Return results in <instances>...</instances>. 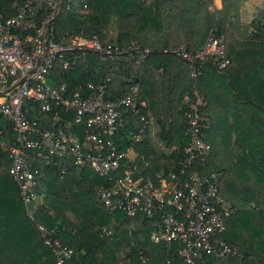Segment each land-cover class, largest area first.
<instances>
[{
    "label": "trees",
    "instance_id": "obj_1",
    "mask_svg": "<svg viewBox=\"0 0 264 264\" xmlns=\"http://www.w3.org/2000/svg\"><path fill=\"white\" fill-rule=\"evenodd\" d=\"M25 0H0V13L7 17L17 12ZM75 1L78 5L74 4ZM65 0L56 18L60 39L67 32L84 31L108 38L113 18L119 19L117 41L129 47L134 40L155 51L139 68L138 80L142 96L148 101L144 113L159 126L158 138L170 152H159L150 141L133 142L142 126L137 116H128L131 126L117 140L120 148L134 147L144 154L149 165L140 163V173L154 177L161 169L169 170L183 156L189 143L186 134L188 103L193 80L191 64L163 47L185 45L198 49L213 28L224 35L230 63L219 69L212 58L200 66L201 89L208 95L204 111L210 112L214 124L203 135L212 141V151L197 166L205 173L223 170L221 193L237 205L230 214L224 236L239 247L237 255L217 260L216 264H264V14L252 21L247 39H238L229 26L235 0ZM115 60L103 61L98 54L81 58L76 65L64 69L58 64L53 78L71 85L100 81L112 75L115 93L128 89L124 73L115 69ZM123 66L122 63H120ZM102 66V69H98ZM28 116L42 126H51L38 102L24 106ZM232 114L236 130L233 147L226 143V131L217 127L223 117ZM215 133H220L221 140ZM228 134V135H229ZM16 132L8 120H0V264H56L52 249L44 243L39 224L57 230L63 243L73 246L75 260L82 264H186L175 247L151 239L154 219L145 213L136 217L121 210L111 211L96 199L95 187L107 180L89 166L80 167L73 156L44 166L45 179L41 191L45 199L27 211L20 190L10 173L8 147L16 140ZM208 264H215L210 258Z\"/></svg>",
    "mask_w": 264,
    "mask_h": 264
},
{
    "label": "built area",
    "instance_id": "obj_2",
    "mask_svg": "<svg viewBox=\"0 0 264 264\" xmlns=\"http://www.w3.org/2000/svg\"><path fill=\"white\" fill-rule=\"evenodd\" d=\"M14 6L15 14L4 17L0 13V120L10 121L17 134L8 147L10 173L29 215L33 217L34 208L45 199L41 191L44 166L54 158L59 163L61 156H73L77 165H89L107 180L95 187L99 203L132 217L138 213L152 217V241L175 247L186 264H208L210 258L216 264L237 255L239 247L224 236L228 218L238 206L220 191L223 170L205 173L197 166L212 151L211 141L203 135L212 118L204 111L207 95L198 81L200 66L208 58L219 69L230 63L224 35L215 27L196 50L185 45L160 49L191 64L193 83L186 95L189 143L169 170L161 169L152 177L140 173L141 162L149 165L145 155L130 156L134 147L122 149L117 140L124 138L132 124L128 116L142 121L137 133L130 130L132 141L146 140L153 118L144 113L148 101L142 96L138 73L155 49L137 40L123 47L117 39L101 40L84 31L67 32L60 39L55 21L61 0H25L20 5L14 1ZM95 53L103 61L115 60L114 67L124 71L122 80L129 83L128 89L116 94L110 74L76 85L52 77L58 64L64 75V69ZM30 100L39 103L51 126L28 116L24 106ZM39 229L56 264H82L74 259V247L63 243L57 230L41 224Z\"/></svg>",
    "mask_w": 264,
    "mask_h": 264
},
{
    "label": "crops",
    "instance_id": "obj_3",
    "mask_svg": "<svg viewBox=\"0 0 264 264\" xmlns=\"http://www.w3.org/2000/svg\"><path fill=\"white\" fill-rule=\"evenodd\" d=\"M216 5L218 7L222 6V1L221 0H216ZM264 13V0H235L234 5L232 8V13L230 17V22L229 26L234 32L235 36L238 39L245 40L247 39L248 35L251 33L252 30V21L254 20L255 17H258L260 14ZM112 23H114L115 30L117 31L116 35L118 34L119 30V19L115 18L114 20L112 19ZM109 38V37H108ZM107 38V39H108ZM117 38V36H116ZM110 40V39H109ZM208 96V95H207ZM184 100L186 101V96L184 97ZM208 97H207V103L208 102ZM211 118H212V123L208 127L210 128L214 124V119L213 116L210 112H207ZM153 118V117H152ZM234 117L232 114H227L226 117H223L221 122L217 125V131L219 130H225L226 131V138H224L223 141L226 143H230L233 147L236 139L239 140L240 134L237 133L236 130H232L231 133L229 134L230 126H232L234 123ZM158 131H159V126L156 123V121L153 118V122L151 125V128L148 133H146L145 141H150L152 145L159 151V152H164L170 150V148L166 147L158 138ZM229 134V135H228ZM216 139L221 140L220 133H215ZM208 139V138H207ZM210 140V139H208ZM211 141V140H210ZM212 143V141H211ZM130 156H135L136 153H139L135 148L134 150H130Z\"/></svg>",
    "mask_w": 264,
    "mask_h": 264
},
{
    "label": "rangeland",
    "instance_id": "obj_4",
    "mask_svg": "<svg viewBox=\"0 0 264 264\" xmlns=\"http://www.w3.org/2000/svg\"><path fill=\"white\" fill-rule=\"evenodd\" d=\"M62 2H63V0H61V4H62ZM73 2H74V4H76V7H78L77 3L75 1H73ZM263 14H260L258 17H261ZM256 18L257 17H255L254 19H256ZM114 19L115 18H113V20ZM252 29H253V26H252ZM116 33H117V31L115 30L114 23H112V21H111V23L109 25V28H108V37H109L108 39H110V40H116V36H117Z\"/></svg>",
    "mask_w": 264,
    "mask_h": 264
},
{
    "label": "water",
    "instance_id": "obj_5",
    "mask_svg": "<svg viewBox=\"0 0 264 264\" xmlns=\"http://www.w3.org/2000/svg\"><path fill=\"white\" fill-rule=\"evenodd\" d=\"M63 4H64V0H63V2H62V6H63Z\"/></svg>",
    "mask_w": 264,
    "mask_h": 264
}]
</instances>
